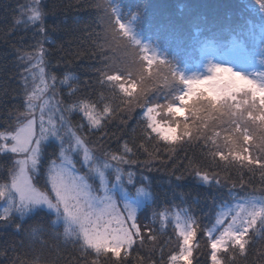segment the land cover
<instances>
[{
    "label": "snow or ice",
    "instance_id": "6c2138e0",
    "mask_svg": "<svg viewBox=\"0 0 264 264\" xmlns=\"http://www.w3.org/2000/svg\"><path fill=\"white\" fill-rule=\"evenodd\" d=\"M257 4L259 24L244 21L213 33L198 24L193 31L194 21L186 18L157 27L155 42L145 43L137 30L147 19L144 6L124 13L112 0H98L94 7L100 30L89 35L95 36L93 55L99 54L101 67L93 69L98 75L92 84H82L69 69L62 78L51 71L59 62L52 65L44 47L48 12L43 0L21 5L14 25H23L24 31L31 28L34 38L41 35L34 44L13 46L15 63L23 71L20 102L9 110L13 119L4 121L0 130V156L10 158L0 180V201L5 205L0 224L12 225L30 242L45 232L62 237L85 257L95 255L85 264H100L101 258L125 264L137 246L146 244L159 252V260L151 264H194L198 234L207 242L210 264H237L236 258L249 251L264 257V0ZM117 49L126 52V60L117 63L109 55ZM257 57L260 67L255 68ZM201 66L206 71H200ZM138 108L143 142L137 141L133 128L130 140L96 155L104 146L90 139L93 131L105 129L118 117L127 126ZM74 114L79 117L75 122ZM155 140L168 146L193 142L203 146L208 163L189 158L175 179L191 176L200 183L228 188L230 199L219 205L211 226L201 228L190 207L172 212L166 206L153 211L152 223H160L159 229H153L141 222L137 207L112 194L115 183L109 187L106 170L114 169L115 182L126 178L127 184H136L137 173L123 166L140 163L137 152L142 149L149 157L143 164L150 171L151 161L158 157L146 144ZM166 150L175 152L172 147ZM219 162H224L223 176L215 170ZM233 167L235 177L228 173ZM245 172L250 174L247 178ZM257 174L261 187L249 191ZM147 179L142 175L136 188L143 198L137 201L140 206L154 196L150 183H144ZM44 209L46 223L25 222ZM168 227L176 248L165 255L173 241L169 237L161 244L160 237ZM258 243L259 249L254 247ZM20 264L51 261L38 252ZM137 264H144L143 258L137 256Z\"/></svg>",
    "mask_w": 264,
    "mask_h": 264
},
{
    "label": "trees",
    "instance_id": "16d2710c",
    "mask_svg": "<svg viewBox=\"0 0 264 264\" xmlns=\"http://www.w3.org/2000/svg\"><path fill=\"white\" fill-rule=\"evenodd\" d=\"M25 1L0 0V130L5 127L4 121L13 119L8 115L9 110L13 108V105H18L20 102L17 94L21 87L19 73L23 71V66H18L15 63L17 54L13 46L22 47L34 44L35 39L41 35L36 34L34 38L31 28L24 31L23 25H14L15 18L20 15V6L24 5ZM128 1L145 7L147 19H152L151 30L156 26L183 22L188 18L193 20L195 24L213 31L217 30L221 24L231 28L241 21L251 20L256 11L251 9L250 5L257 0ZM97 2L98 0H43L44 8L48 12L45 17L46 32L43 34L48 39L44 42V47L49 49L51 64L57 65L59 62L57 66L51 67V71L55 72L58 77L62 78L61 74L69 69L79 77L82 84L83 82L94 83V78L98 74L93 69L101 67V63L99 54L93 55L95 46L92 44V40L95 39V36H90L89 33L93 32V29L96 32L100 30L97 20L98 10L94 7ZM112 2L114 3V0ZM13 27L16 30H12ZM152 34L156 36V32ZM109 55L117 63L127 59V54L122 49H117ZM68 61H72V63L69 64ZM62 87L66 92L67 86ZM160 102H164L163 96H161ZM141 113V109H136L132 113L131 119H128L127 126L121 124L118 117L107 124L105 129L94 130L90 139L94 142L99 140L103 144V148L116 150L118 145H122L125 140H130L132 129L136 128V139L143 142L140 139L138 128V121L142 123ZM125 118L127 117L125 116ZM78 119L79 117L74 114L73 121ZM216 130L220 131L219 128ZM146 147L149 151L155 149L158 158L151 161V170L148 169L144 175L149 178L147 180L151 181V190L154 196L138 211L141 222L150 224L153 229H159V221L152 223L154 210L162 211L167 206L171 210L179 211L180 208L190 207L192 215L200 221L201 228L206 225L211 226V218L219 211V205L229 199L228 188L224 189L200 183L191 176L182 181L175 179V176L184 170L189 158H194L204 164L208 163V160L202 155L203 146L198 142H193L191 145L178 143L168 146L164 141L155 140L147 143ZM169 147L175 148V152L170 154L166 150ZM137 157L140 162L149 158L142 149L137 152ZM223 165L224 162H219V166L215 167V170L220 171L222 176L224 175V171L221 170ZM8 166H10V158L0 156V180L6 175ZM126 166L130 167L129 165ZM133 166L135 167V165ZM236 172L234 167L228 169L229 175L233 177L236 176ZM244 175L247 178L250 174L245 172ZM39 179L42 180V176ZM260 187L259 175L257 174L248 190L259 189ZM255 194L260 195V192L257 191ZM4 206V203L0 201V212L3 211ZM52 218L54 219V217ZM47 220V210L44 209L30 218H26L25 222L29 224L33 222L46 223ZM169 237L173 242L166 247L165 255L168 251L176 248V238L171 227L164 229L160 243L163 244ZM197 242H199L200 247L194 253V264L196 261L199 264H210L206 258L208 253L207 242L201 234H198ZM254 247L259 249L260 244L258 243ZM38 252H42L45 261H51V264H85L86 259H95L94 254L85 257L78 248H74L71 244H65L62 237H55L45 232L39 239L30 242L23 233L16 231L12 225L5 227L0 224V253H3L0 255V264H20L21 261H30ZM137 256L143 258L144 264H151L152 260H159V252L150 251L149 245L146 244L143 247L137 246L125 264H137ZM236 262L237 264H264V257L249 251L246 256H238ZM100 264H111V261L101 258Z\"/></svg>",
    "mask_w": 264,
    "mask_h": 264
},
{
    "label": "rangeland",
    "instance_id": "374dc122",
    "mask_svg": "<svg viewBox=\"0 0 264 264\" xmlns=\"http://www.w3.org/2000/svg\"><path fill=\"white\" fill-rule=\"evenodd\" d=\"M29 0H26L24 4L28 3ZM123 2V1H121ZM120 4V3H119ZM251 9L253 10H256L257 11V8H258V4H257V1L256 2H252L251 5H250ZM127 13V12H126ZM20 16V15H19ZM146 22V20H145ZM145 22L141 23L137 30L140 34V37L141 39L144 40L145 43H151V42H155L153 41L154 39L152 38H145L144 34L146 33V29H145V26H149L148 23L145 24ZM145 24V25H144ZM166 25V24H165ZM158 26H156L154 29H152L154 32H156V29H157ZM40 37V35H39ZM38 37V38H39ZM154 38V37H153ZM258 61H256L259 65H257L255 63V68H258L260 67V63H259V58H257ZM229 66V65H228ZM255 68L253 69H250V70H255ZM200 71H206V68L204 66H201L200 68ZM102 144V143H101ZM104 151V148H99L97 151H96V155H100L102 152ZM79 166V165H78ZM125 169H129L131 171H134L137 173V183L136 184H133V185H129L127 184L126 182V178H125V181L123 183L121 182H115L114 180V169H108L106 170V176H108L109 178V187L111 188V185L113 183H115V186L114 188L112 189V194L114 196H116L117 198L119 199H122L124 202L126 203H129V204H132L133 206L137 207V210L139 211L141 208L144 207L145 203H148L152 200V198L148 201H146L142 206L140 205H137V201L140 200V199H143L141 196H139V194L136 192V188L140 186V183L139 181L142 179L141 175H146V173L148 172V168H146L143 164V162H140V163H137L135 164V167L132 165L130 167L124 165L123 166ZM149 168L150 165H149ZM84 171H87V169L85 168ZM148 178V177H147ZM149 179V178H148ZM96 184H99V179L97 178L96 181H95ZM145 184H148L150 183V190H151V181L150 180H145L144 181ZM224 189H227V187H224ZM152 191V190H151ZM237 192H239L240 190L237 189L235 190ZM250 191V190H249ZM100 195H103V190L101 189L100 192H99ZM230 199V198H229ZM229 199L225 200V201H228ZM224 201V202H225ZM232 203H235V201H232ZM163 211V210H162ZM172 212H176V209L172 210ZM215 222V216H213L211 218V225Z\"/></svg>",
    "mask_w": 264,
    "mask_h": 264
}]
</instances>
